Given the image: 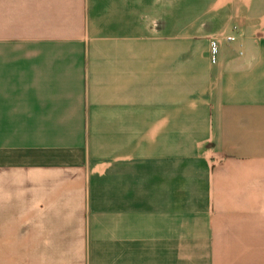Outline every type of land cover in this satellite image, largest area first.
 I'll return each mask as SVG.
<instances>
[{"label":"crops","instance_id":"obj_1","mask_svg":"<svg viewBox=\"0 0 264 264\" xmlns=\"http://www.w3.org/2000/svg\"><path fill=\"white\" fill-rule=\"evenodd\" d=\"M0 264H264V0H0Z\"/></svg>","mask_w":264,"mask_h":264},{"label":"built area","instance_id":"obj_2","mask_svg":"<svg viewBox=\"0 0 264 264\" xmlns=\"http://www.w3.org/2000/svg\"><path fill=\"white\" fill-rule=\"evenodd\" d=\"M228 41H235V37H229ZM217 46L216 43H213V62H216Z\"/></svg>","mask_w":264,"mask_h":264}]
</instances>
